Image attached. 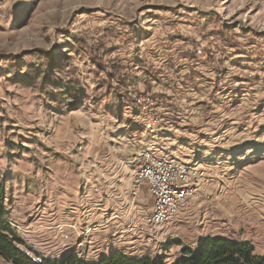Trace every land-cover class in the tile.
<instances>
[{"label":"rangeland","instance_id":"rangeland-1","mask_svg":"<svg viewBox=\"0 0 264 264\" xmlns=\"http://www.w3.org/2000/svg\"><path fill=\"white\" fill-rule=\"evenodd\" d=\"M147 151L201 173L151 234ZM0 182L35 259L264 255V0H0Z\"/></svg>","mask_w":264,"mask_h":264},{"label":"trees","instance_id":"trees-1","mask_svg":"<svg viewBox=\"0 0 264 264\" xmlns=\"http://www.w3.org/2000/svg\"><path fill=\"white\" fill-rule=\"evenodd\" d=\"M4 191L5 186L0 182V255L13 264H264V255L257 254L252 243L220 235L204 237L195 250L183 247L182 256L173 263H168L163 256L131 255L122 249H116L96 262H90L74 252L62 257L35 259L20 247L24 240L7 219L3 205Z\"/></svg>","mask_w":264,"mask_h":264},{"label":"built area","instance_id":"built-area-1","mask_svg":"<svg viewBox=\"0 0 264 264\" xmlns=\"http://www.w3.org/2000/svg\"><path fill=\"white\" fill-rule=\"evenodd\" d=\"M143 163H153V169H161V176H152V172H136V186H133V194L138 195L143 185L148 186L149 193L162 191V201H166L165 212L176 214L186 207L194 192H180L178 195H169L168 185L174 182H186V176H195L196 190L201 182V173L180 171L179 167L160 157H151L150 153L143 154ZM142 163V164H143ZM138 225L142 230L152 232L156 228V216H145L139 220Z\"/></svg>","mask_w":264,"mask_h":264},{"label":"bare ground","instance_id":"bare-ground-1","mask_svg":"<svg viewBox=\"0 0 264 264\" xmlns=\"http://www.w3.org/2000/svg\"><path fill=\"white\" fill-rule=\"evenodd\" d=\"M145 153H150L151 157H160L172 161L174 165L179 167L180 171L194 172L193 171L194 169L193 170L188 169L185 165L181 164L179 161H177L175 158L171 157L168 154L156 155L154 153H151L150 151H147ZM141 159H143V155ZM138 170L139 172H152V176H161V169H153V163H143ZM195 190H196L195 176H186V182H174L168 185L169 195H178V193L180 192H194ZM151 195L154 198L153 213H155L156 216V227H162L164 224L168 223V221L175 214H168V212H165L166 201L161 200L162 191L151 192ZM153 213L148 214L147 216H153ZM155 230L157 231L158 229L154 228V231Z\"/></svg>","mask_w":264,"mask_h":264},{"label":"crops","instance_id":"crops-1","mask_svg":"<svg viewBox=\"0 0 264 264\" xmlns=\"http://www.w3.org/2000/svg\"><path fill=\"white\" fill-rule=\"evenodd\" d=\"M131 178V177H130ZM131 182V181H130ZM130 182L129 183H127L126 185H125V188L127 189L128 187H129V184H130ZM150 197L151 195H150V193H149V190H148V186L147 185H145V187H144V189H143V191H142V199H140V202H144L145 201V199H147V197ZM151 198H152V196H151ZM139 207H140V204H139ZM142 209V208H141ZM148 209H150V210H153V206H152V203H151V205L149 206V208Z\"/></svg>","mask_w":264,"mask_h":264}]
</instances>
